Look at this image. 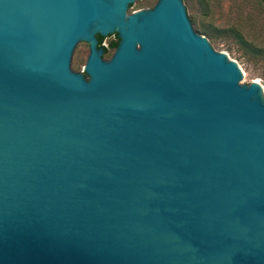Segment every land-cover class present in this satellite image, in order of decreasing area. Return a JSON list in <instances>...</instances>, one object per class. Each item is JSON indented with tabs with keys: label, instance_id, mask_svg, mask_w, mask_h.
Returning a JSON list of instances; mask_svg holds the SVG:
<instances>
[{
	"label": "water",
	"instance_id": "95a60500",
	"mask_svg": "<svg viewBox=\"0 0 264 264\" xmlns=\"http://www.w3.org/2000/svg\"><path fill=\"white\" fill-rule=\"evenodd\" d=\"M136 1L0 0V264H264L261 86Z\"/></svg>",
	"mask_w": 264,
	"mask_h": 264
},
{
	"label": "rangeland",
	"instance_id": "374dc122",
	"mask_svg": "<svg viewBox=\"0 0 264 264\" xmlns=\"http://www.w3.org/2000/svg\"><path fill=\"white\" fill-rule=\"evenodd\" d=\"M156 1H136L128 9V13L151 8ZM182 2L194 31L205 37L216 52L225 54L236 63L243 75L240 84L258 83L264 95V58L249 59L243 54L242 47L227 34L214 32L210 36L201 32L202 29L208 27L222 29L233 24L237 25L243 31L248 40H252L264 47V18L258 15L252 9L251 4L244 0H210L212 12L205 17L201 15L199 0H182ZM116 41L117 38L114 35L103 39L102 46L108 49L104 59L111 57L114 49H111L109 44ZM87 54V44L79 43L71 59L70 67L73 71L82 72Z\"/></svg>",
	"mask_w": 264,
	"mask_h": 264
},
{
	"label": "trees",
	"instance_id": "16d2710c",
	"mask_svg": "<svg viewBox=\"0 0 264 264\" xmlns=\"http://www.w3.org/2000/svg\"><path fill=\"white\" fill-rule=\"evenodd\" d=\"M244 1L251 4L252 9L258 15H261L264 18V0H244ZM199 3H200V11H201L202 17L210 15V13L212 12V9L210 7V0H199ZM201 32L206 33L210 36H212L214 32L227 34L228 36L233 38L242 47L243 54L247 56L249 59L251 58L263 59L264 58V47H262L258 43H255L252 40L251 41L248 40L245 34L243 33V31L237 25L232 24L222 29L208 27L206 29H202ZM114 36L117 38L116 34ZM97 39H98V47L103 49L104 51L103 56H105L107 54L108 49L102 46V41L104 38L98 36ZM116 45H117V42H111L109 44V47L111 49H114Z\"/></svg>",
	"mask_w": 264,
	"mask_h": 264
},
{
	"label": "flooded vegetation",
	"instance_id": "af4514ba",
	"mask_svg": "<svg viewBox=\"0 0 264 264\" xmlns=\"http://www.w3.org/2000/svg\"><path fill=\"white\" fill-rule=\"evenodd\" d=\"M116 42H118V39H117V41ZM115 49V48H114ZM104 57V56H103Z\"/></svg>",
	"mask_w": 264,
	"mask_h": 264
}]
</instances>
